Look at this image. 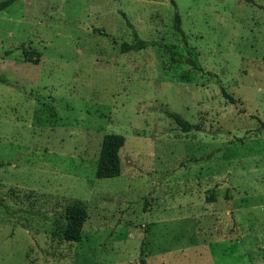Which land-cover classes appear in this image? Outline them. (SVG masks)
Wrapping results in <instances>:
<instances>
[{"label": "rangeland", "instance_id": "374dc122", "mask_svg": "<svg viewBox=\"0 0 264 264\" xmlns=\"http://www.w3.org/2000/svg\"><path fill=\"white\" fill-rule=\"evenodd\" d=\"M133 30L157 46L121 53ZM263 37L264 0L0 12V264H264ZM107 134L121 173L98 179Z\"/></svg>", "mask_w": 264, "mask_h": 264}, {"label": "trees", "instance_id": "16d2710c", "mask_svg": "<svg viewBox=\"0 0 264 264\" xmlns=\"http://www.w3.org/2000/svg\"><path fill=\"white\" fill-rule=\"evenodd\" d=\"M15 1L16 0H4L0 2V12L5 10ZM246 1L251 2L252 0H246ZM175 21H176L175 23L176 32L184 36V33L180 27V18L178 14L175 15ZM133 36H134L133 43L131 44L123 43L120 45L119 50L121 53L140 51L146 49L147 47L157 46V43L155 42H147L139 39L138 35L134 30H133ZM263 41H264V37H263ZM262 63L264 66V53L262 56ZM0 82L5 83L4 79L1 78H0ZM222 94L227 99L231 101L233 100L231 97H229V95L225 93L223 89H222ZM166 115L169 118H172L173 120L179 123H184L187 126H190L188 125V123L183 121L182 117L179 114L166 112ZM259 128H260L259 130H264V122L260 123ZM124 143H125V138L122 135L107 134L103 137L99 156H98L97 167L95 171L96 178L109 179V178L118 177L120 175L121 167H120L119 150L123 147ZM0 166H2V163H0ZM0 206L6 207L4 206L1 200H0ZM64 217L66 224L63 231L61 232V239L68 243L78 242L81 238L83 225L87 219L86 208L80 203H74L68 205L64 210ZM141 263H143V260H141Z\"/></svg>", "mask_w": 264, "mask_h": 264}]
</instances>
